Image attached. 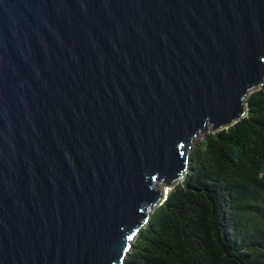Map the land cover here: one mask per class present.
<instances>
[{
    "label": "water",
    "instance_id": "water-1",
    "mask_svg": "<svg viewBox=\"0 0 264 264\" xmlns=\"http://www.w3.org/2000/svg\"><path fill=\"white\" fill-rule=\"evenodd\" d=\"M263 85L264 0H0V264H124Z\"/></svg>",
    "mask_w": 264,
    "mask_h": 264
},
{
    "label": "trees",
    "instance_id": "trees-1",
    "mask_svg": "<svg viewBox=\"0 0 264 264\" xmlns=\"http://www.w3.org/2000/svg\"><path fill=\"white\" fill-rule=\"evenodd\" d=\"M247 114L199 137L124 264H264V85Z\"/></svg>",
    "mask_w": 264,
    "mask_h": 264
},
{
    "label": "rangeland",
    "instance_id": "rangeland-1",
    "mask_svg": "<svg viewBox=\"0 0 264 264\" xmlns=\"http://www.w3.org/2000/svg\"><path fill=\"white\" fill-rule=\"evenodd\" d=\"M209 131H212V129H208L204 134H206L207 132H209ZM200 136H198L197 138H196V140L199 138ZM201 137H203V135H201ZM194 145V144H193Z\"/></svg>",
    "mask_w": 264,
    "mask_h": 264
}]
</instances>
